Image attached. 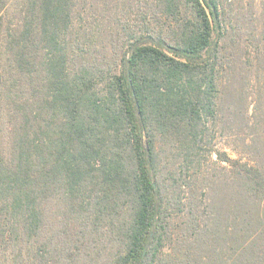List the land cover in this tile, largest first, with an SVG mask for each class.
<instances>
[{
	"label": "trees",
	"instance_id": "obj_1",
	"mask_svg": "<svg viewBox=\"0 0 264 264\" xmlns=\"http://www.w3.org/2000/svg\"><path fill=\"white\" fill-rule=\"evenodd\" d=\"M83 3L0 0V246L11 264H164L184 210L158 143L187 160L217 119L222 0H153L176 22L187 8V21L169 43L162 31L127 32L105 79L103 60L78 50ZM227 161L264 198V172ZM184 218L199 227L193 210ZM103 241L116 251L100 255Z\"/></svg>",
	"mask_w": 264,
	"mask_h": 264
},
{
	"label": "rangeland",
	"instance_id": "obj_2",
	"mask_svg": "<svg viewBox=\"0 0 264 264\" xmlns=\"http://www.w3.org/2000/svg\"><path fill=\"white\" fill-rule=\"evenodd\" d=\"M221 4L226 39L221 43L217 119L211 126L204 121L209 126L206 137L187 160L163 140L158 143L162 179L169 180V171L175 176L173 190L184 210L176 217L172 210V241L163 251L164 264H233L234 258H241L242 264L244 258L264 264V198L255 196L227 161L264 172V0ZM150 5L153 0H84L74 22L78 50L88 59L103 60L102 79L107 78V63L125 52L127 32L162 31L169 43V36L189 17L182 7L176 22ZM103 85H98L100 90ZM190 209L199 224L195 230L184 218ZM98 247L100 255L116 251L106 241ZM14 254L11 247L6 251L0 246V264H11Z\"/></svg>",
	"mask_w": 264,
	"mask_h": 264
}]
</instances>
